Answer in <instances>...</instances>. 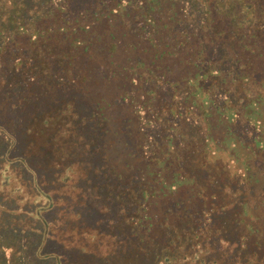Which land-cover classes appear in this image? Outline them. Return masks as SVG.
<instances>
[{
    "label": "trees",
    "instance_id": "trees-1",
    "mask_svg": "<svg viewBox=\"0 0 264 264\" xmlns=\"http://www.w3.org/2000/svg\"><path fill=\"white\" fill-rule=\"evenodd\" d=\"M10 1L0 69L89 106L93 206L140 264H264V0Z\"/></svg>",
    "mask_w": 264,
    "mask_h": 264
},
{
    "label": "rangeland",
    "instance_id": "rangeland-1",
    "mask_svg": "<svg viewBox=\"0 0 264 264\" xmlns=\"http://www.w3.org/2000/svg\"><path fill=\"white\" fill-rule=\"evenodd\" d=\"M67 1L78 17L89 5L94 14L97 0ZM45 2L28 0V9L40 11ZM12 7L10 0H0V14ZM0 21L8 22L2 15ZM5 64L0 69V244L7 247V256L19 254L29 264H54V259L62 264H140L130 250L131 239L113 231L112 218L104 221L93 206L99 184L90 173L95 166L89 159L86 112L91 110L82 107L89 106L60 99L48 108L44 101L50 96L26 89L33 79L10 75ZM113 121L110 133L116 128ZM112 161L125 173L135 167L130 156Z\"/></svg>",
    "mask_w": 264,
    "mask_h": 264
}]
</instances>
